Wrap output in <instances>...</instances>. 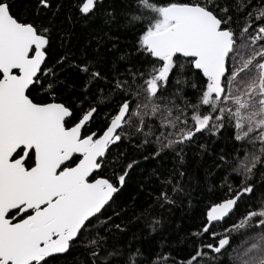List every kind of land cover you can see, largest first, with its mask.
<instances>
[{
    "label": "snow or ice",
    "instance_id": "6c2138e0",
    "mask_svg": "<svg viewBox=\"0 0 264 264\" xmlns=\"http://www.w3.org/2000/svg\"><path fill=\"white\" fill-rule=\"evenodd\" d=\"M0 264H264V0H0Z\"/></svg>",
    "mask_w": 264,
    "mask_h": 264
},
{
    "label": "trees",
    "instance_id": "16d2710c",
    "mask_svg": "<svg viewBox=\"0 0 264 264\" xmlns=\"http://www.w3.org/2000/svg\"><path fill=\"white\" fill-rule=\"evenodd\" d=\"M17 7L18 8H22L23 7V0H17ZM74 31L77 33L76 36H73L72 39V44L73 46H80L85 44L88 40H89V34L87 32V30H81L80 28H76L74 29ZM126 41L121 39L120 44L123 45ZM103 53V50H102ZM197 166H198V160L197 159H190L189 162V167H190V172L195 173L197 170ZM135 180V178H134ZM134 180H133V184H134ZM241 211L243 210V208L241 207L240 209ZM174 221L179 222L182 219L181 213L177 212L175 214V216L172 218ZM233 219H235V217H233ZM232 221L229 220V223H231ZM188 221L185 220L184 221V226L188 225Z\"/></svg>",
    "mask_w": 264,
    "mask_h": 264
}]
</instances>
